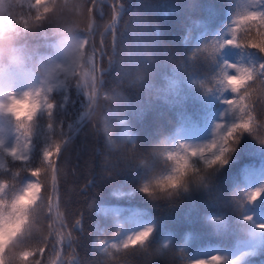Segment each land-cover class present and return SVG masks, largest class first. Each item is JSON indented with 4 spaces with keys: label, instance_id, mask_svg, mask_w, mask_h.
I'll use <instances>...</instances> for the list:
<instances>
[{
    "label": "trees",
    "instance_id": "1",
    "mask_svg": "<svg viewBox=\"0 0 264 264\" xmlns=\"http://www.w3.org/2000/svg\"><path fill=\"white\" fill-rule=\"evenodd\" d=\"M124 2L123 14L116 21V35L119 37L124 21L130 18L128 14L152 16L163 39L180 58V70L165 76L163 103L153 102L122 114L104 108L100 121H87L55 158V177L43 152L62 145L85 119L81 113L86 100L75 88L53 93L51 117L47 110L36 117L28 159H13L7 153L0 156L6 205L29 182L39 183L24 226L5 248V264H56L58 259L59 264H208L213 255H220L229 264H264V233L245 239V222L237 213V204L241 203L243 214L251 215L252 222L264 223V193L252 203H247L246 195L254 188H264V77L246 81L233 93L224 75L235 74L234 69L221 70L224 61L247 67L264 61V54L230 45L218 51L228 39L241 45L264 39L238 22L250 0ZM113 3L43 0V6L51 11L45 13L41 6L38 13L32 7L35 0H12L11 15L28 44L41 52L50 51L47 45L55 31H83L98 54L97 64L98 59L102 64L115 45L113 29L105 32L112 21ZM89 8L93 9L91 14ZM37 14L43 19L37 21ZM25 23L29 27H24ZM90 23L93 31L88 34ZM260 31L264 33V29ZM77 72L79 75L80 69ZM111 84L112 77L106 73L104 86ZM240 96H245L248 106L243 113L245 119L248 112L252 116L251 132L238 135L223 164L208 167L200 158L189 156V164L194 159L197 169L189 167L188 173L201 171L200 184H190L187 192L174 201L155 198L169 189L157 185L159 178L173 174L178 158L186 155L180 145H186L190 154L193 148L211 143L218 131L216 125H227L234 119V109L224 101ZM45 99L41 96V103ZM236 114L241 113L236 110ZM25 142L20 135L19 143ZM109 143L133 145L137 156L118 161V153L109 149ZM164 147L171 150L163 152ZM170 154L173 159H169ZM204 155L209 156L206 148ZM37 169L39 175L31 176ZM146 227L152 228L149 247L137 243L124 248L129 236ZM113 238H119L113 244L116 247H102ZM24 253L29 255L25 258Z\"/></svg>",
    "mask_w": 264,
    "mask_h": 264
},
{
    "label": "clouds",
    "instance_id": "2",
    "mask_svg": "<svg viewBox=\"0 0 264 264\" xmlns=\"http://www.w3.org/2000/svg\"><path fill=\"white\" fill-rule=\"evenodd\" d=\"M11 8L12 0H0V101L8 102L10 94L23 98L24 93L36 94L39 91L40 96L46 97V101L51 103L56 90L69 88H75L84 95L85 88L77 70L83 72L87 65L85 60L78 58L79 53L75 51L79 42L85 39L84 32L76 28L55 31L47 45L50 51L41 52L28 44L23 33L13 23ZM128 15L130 18L124 21L119 37L115 36V45L108 52L107 61L96 66L95 96L86 98L84 109L88 121H100L104 108L122 114L153 102L163 103L166 95L165 76L180 70L181 60L163 39L158 22L148 14ZM84 52L87 56L86 48ZM106 73L112 77V84L108 87L104 86ZM17 85L23 87L13 90ZM87 90L91 92V88ZM43 112V107L39 108L29 122L31 139L36 117ZM17 125L18 121L12 113L0 109V156L22 135V130H18ZM109 149L118 153L117 159L121 162L137 156L133 145L109 143ZM168 150L171 149H162L163 152ZM193 160L189 167L197 169ZM165 176H161L159 180ZM200 180L201 171L189 174L187 169L174 188H169L155 198L174 201L187 192L190 184L196 186L200 184ZM241 205L237 204V213L245 222L244 238L250 240L257 233H264V223L252 222V216L243 214ZM151 234L152 231L143 241L145 248L149 247ZM213 257L218 258L214 264H229L220 255Z\"/></svg>",
    "mask_w": 264,
    "mask_h": 264
},
{
    "label": "snow or ice",
    "instance_id": "3",
    "mask_svg": "<svg viewBox=\"0 0 264 264\" xmlns=\"http://www.w3.org/2000/svg\"><path fill=\"white\" fill-rule=\"evenodd\" d=\"M91 2L95 4V0H91ZM41 6H43V0H35V4L32 5V7H35L37 9L38 13ZM124 8V0H114L112 9V21L111 24L105 28V32H107L109 28L113 29L112 36L114 44L116 36V21L118 17L122 16ZM246 8L247 11L244 15L241 16L238 22L246 24L249 28V32H251L252 30H256L258 36H264V33L260 31V29H264V0H250V3L246 5ZM43 11L45 13H48L51 11V9L48 6H43ZM92 11V8L88 9L89 14H91ZM42 19L43 17L40 14H37L36 20L40 21ZM24 27L27 28L29 27V25L25 23ZM88 31H93V25L91 23L88 25ZM101 37L102 39L100 47L101 49H103L105 47V41L103 39L104 33H101ZM86 44L92 46L91 42L85 35V39L79 42V46L75 51L79 53L78 58L85 60V63L87 65V67H85L83 70L84 75L81 79V83L85 89L91 88L92 91L93 89H95V72L97 63H93L91 61V58L88 55H85L84 50ZM225 45H230L241 49H257L259 53L264 54V39H262L259 43L249 41L245 45L234 43L232 39H228L220 45L218 51ZM92 47L93 51H95L94 46ZM223 65L224 68L221 69L222 71H224L225 69H234L235 74L229 75L225 73L224 75V81L231 88V91L233 93H236L238 88L243 86L246 81H255L260 77H264V61L247 67L243 66L242 64L229 63L228 61H224ZM30 100L31 102H29ZM244 100L245 96H240V98L235 101L226 99L224 102L228 104L230 108L234 109L233 121L223 126L217 124L216 129L218 131L216 132L211 143L204 147L193 148L190 154L187 153L186 145H180L181 148L185 149L186 155L178 158L177 167L173 169V174H170L163 179L158 180L157 185L162 188H174L179 183L181 177L185 174V171L189 168V156H199L208 167H211L212 165L218 163H225V156L228 152L231 151V146L235 143L238 135L242 132H251L250 122L252 121V116L251 113L248 112V118L245 119L243 113L246 112L248 106L244 104ZM41 107H43L44 110H47L49 117H51V110L53 109L54 105L47 102L46 99L43 101V103H41V96L39 91L36 94L24 93L23 98H16L15 96L10 94L8 96V102L0 104V109L5 112L12 113L13 116L17 119L18 130H22V136L26 141L25 143L20 144L19 138L16 144L8 149H5L6 153L13 159H28L27 152L30 151L29 146L32 141L29 122L32 120L37 110ZM236 110H238L241 114L237 115ZM21 116H23L22 119ZM21 120H23L22 123L20 122ZM61 135H66V133H61ZM261 142H264V140H262ZM205 148L209 152V156L204 155ZM60 153V144H56L54 148L46 149L43 152L44 160L47 161V166L53 170L54 177L57 174L55 158L58 157ZM169 159H173L171 154L169 155ZM38 175V169L31 172V176L33 177H36ZM5 187L6 186L4 183H0V264H5V248L7 247L8 242L13 237L17 236V234L21 231L22 227L25 224V221L29 215V207L35 200V193L39 191V183L29 182L24 190L11 201L10 205H6L5 201L3 200ZM143 190L146 192L147 188L145 187ZM262 193H264V188L262 187H257L247 191V203L254 202L261 196ZM76 223L79 224L80 221H77ZM151 231V228H146L143 231L129 236L124 242V248H128L130 244H143V241L148 237ZM68 239L70 240L71 238L69 237ZM101 243H103V241H101ZM113 247H116V245H113ZM40 251L42 252L43 249H40ZM23 255L26 258L29 254L24 253ZM217 259V257L212 256L208 264H214V261H216ZM199 264H204V261H200Z\"/></svg>",
    "mask_w": 264,
    "mask_h": 264
},
{
    "label": "rangeland",
    "instance_id": "4",
    "mask_svg": "<svg viewBox=\"0 0 264 264\" xmlns=\"http://www.w3.org/2000/svg\"><path fill=\"white\" fill-rule=\"evenodd\" d=\"M90 32H88V34H89ZM92 45V44H91ZM93 46V45H92ZM92 46H90V45H88V53H87V55L91 58V61L93 62V63H97V61H96V59H97V52L96 51H93V47ZM83 75H84V73L83 72H81L80 71V74H79V76H80V79H82L83 78ZM23 87V85H17V86H15L14 88H13V90H19L20 88H22ZM78 92L80 93V95H82L83 96V99L84 100H86V98L87 97H93L94 96V89L91 91V92H89L87 89H85V91H84V95L78 90ZM14 96V95H13ZM83 105L85 106L86 105V103L84 102L83 103ZM81 114H84V113H81ZM112 207H115V206H112ZM53 219H54V221L57 219V214L54 212V214H53ZM119 240V238H113V239H110V240H107V241H105L103 244H102V247H104V246H106V245H113V244H116L117 243V241ZM50 264H55L54 262H51Z\"/></svg>",
    "mask_w": 264,
    "mask_h": 264
},
{
    "label": "water",
    "instance_id": "5",
    "mask_svg": "<svg viewBox=\"0 0 264 264\" xmlns=\"http://www.w3.org/2000/svg\"><path fill=\"white\" fill-rule=\"evenodd\" d=\"M98 64H99V59H98ZM88 120L85 118L75 129H74V131L72 132V134L70 135V136H68L66 139H65V141L62 143V145H61V150L63 149V147H64V145H65V143L70 139V137L72 136V135H74L76 132H78L85 124H86V122H87ZM53 179H54V177H53ZM49 206H50V208L52 207V193H51V196H50V200H49ZM56 258L58 259L59 258V254L57 253V255H56ZM56 264H59V259H58V261H57V263Z\"/></svg>",
    "mask_w": 264,
    "mask_h": 264
}]
</instances>
